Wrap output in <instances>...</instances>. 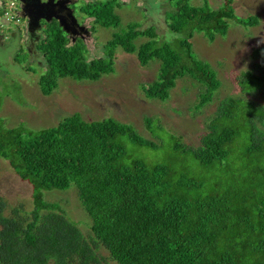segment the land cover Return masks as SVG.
<instances>
[{
    "label": "trees",
    "instance_id": "16d2710c",
    "mask_svg": "<svg viewBox=\"0 0 264 264\" xmlns=\"http://www.w3.org/2000/svg\"><path fill=\"white\" fill-rule=\"evenodd\" d=\"M233 1L213 10L208 3L196 8L190 0H172L168 27L187 38L175 47L160 45L155 28L130 24L105 44L104 56L91 61L83 38L70 45L58 23L48 24L37 44L47 64L40 90L50 96L68 78L98 82L114 72L122 50L135 54L141 67L160 62L156 80L143 88L147 99L169 101L177 81L189 76L204 89L196 107L201 110L221 81L194 56V33L214 41L227 34L228 20L245 28L259 24L256 15L237 17ZM118 4H89L85 15L117 29ZM140 37L150 40L138 46ZM262 62L254 66L259 76L245 72L238 78L244 93L264 96V57ZM146 124L153 139L113 118L87 122L76 114L40 131L8 128L0 118V157L30 183L34 203L31 212L20 206L5 215L7 202L0 197V264H264V106L223 100L197 148L164 131L160 119ZM135 148L163 152L175 164L148 163L132 156ZM219 170L223 184L200 179L205 171ZM72 187L90 219L88 234L59 204L45 201L46 192Z\"/></svg>",
    "mask_w": 264,
    "mask_h": 264
},
{
    "label": "rangeland",
    "instance_id": "374dc122",
    "mask_svg": "<svg viewBox=\"0 0 264 264\" xmlns=\"http://www.w3.org/2000/svg\"><path fill=\"white\" fill-rule=\"evenodd\" d=\"M106 0H73L72 10L75 18L84 26V40L89 61L105 55L104 46L116 32L126 31L130 24H138L141 29L155 28L157 43L172 44L187 38L185 33H175L168 27V12L173 11L172 0H116L118 7L115 15L120 19L117 29L105 28L94 24L95 17H86L90 5ZM208 3L213 10L225 5L226 0H190L192 7L202 8ZM234 14L239 18L256 15L259 24L245 28L228 20L229 30L225 36L215 35L214 41L195 32L190 40L194 56L208 63L216 71L221 87L213 100L197 110L202 86L193 78L186 76L177 81L171 91L169 101L149 100L143 88L151 85L157 78L160 62L152 61L141 67L135 54L117 51L114 72L104 76L98 82H77L63 79L50 96L40 90L39 79L47 70L37 44L45 39V27L28 33V21L22 19L21 31L0 30V118L5 127L17 128L23 125L28 130L40 131L58 126L70 116L80 114L87 122L113 118L115 121L132 125L145 139H153L146 119H160L162 129L175 133L180 142L187 146L199 147L201 135L214 117L220 103L230 97L243 98L264 106V96L260 93L243 92L238 78L242 73H254L259 76L255 65H263L264 57V0H234ZM80 24V23H79ZM38 34V36H34ZM68 38L71 37L67 35ZM73 45L77 36L71 37ZM148 37L137 39V45L146 43ZM25 53L22 54V50ZM26 49H29L28 55ZM262 62V63H261ZM260 69V68H259ZM257 71V72H256ZM250 82L246 84V87ZM166 133L162 132L165 137ZM130 145V144H129ZM134 157H140L151 164H175L163 152L135 148ZM201 180L214 179L223 184V175L219 171L202 173ZM32 186L15 173L8 161L0 157V197L7 202L5 215L11 210L23 206L27 212L34 209ZM73 187L66 192L49 191L45 193L47 203L59 204L66 210L84 234L90 233L86 223L90 219L84 212ZM194 195V192H192ZM101 253L106 252L101 249Z\"/></svg>",
    "mask_w": 264,
    "mask_h": 264
},
{
    "label": "water",
    "instance_id": "95a60500",
    "mask_svg": "<svg viewBox=\"0 0 264 264\" xmlns=\"http://www.w3.org/2000/svg\"><path fill=\"white\" fill-rule=\"evenodd\" d=\"M24 5L23 7V18L28 21V30L29 33H33L35 30L41 27V19L46 20L48 23L52 21L53 17H48L49 11L52 12V9L61 5L66 10H68V5L64 4L63 0H48L43 3L42 0H22ZM49 7V10L47 9ZM38 11L39 17L34 20V13ZM47 13V14H46ZM41 17V18H40ZM59 23L63 31L70 36L77 35V28L83 30L84 27L78 24V21L73 16L72 21H65L62 17H55Z\"/></svg>",
    "mask_w": 264,
    "mask_h": 264
},
{
    "label": "built area",
    "instance_id": "2783aa9c",
    "mask_svg": "<svg viewBox=\"0 0 264 264\" xmlns=\"http://www.w3.org/2000/svg\"><path fill=\"white\" fill-rule=\"evenodd\" d=\"M22 0H0V30H15L22 25Z\"/></svg>",
    "mask_w": 264,
    "mask_h": 264
},
{
    "label": "flooded vegetation",
    "instance_id": "af4514ba",
    "mask_svg": "<svg viewBox=\"0 0 264 264\" xmlns=\"http://www.w3.org/2000/svg\"><path fill=\"white\" fill-rule=\"evenodd\" d=\"M43 1V3H45V2H47L48 0H42ZM56 1H58V0H56ZM72 1L73 0H63V2H64V4H67L68 5V10H66L64 7H62L61 5H59V6H57V7H55V8H53L52 9V12H50L49 11V14H48V17H53L52 18V21L51 22H47L46 20H42L41 19V25L43 26V27H45L46 28V26L48 25V24H52V23H58L59 24V26H60V23H59V21L55 18V17H62L65 21H72V17L74 16L75 17V10H72V5H73V3H72ZM48 10H49V7L47 8ZM39 12L38 11H36L35 13H34V20H36L38 17H39ZM47 14V13H46ZM36 18V19H35ZM41 18V17H40ZM85 19H82L81 20V22H79L78 24L80 25V26H83V21H84ZM61 27V26H60ZM84 27V26H83ZM77 31H78V33H77V35H75V36H77V38H76V41H78V39L80 38H83L84 39V37H83V34H84V32H85V30L83 29V30H81V29H79V28H77ZM44 33H45V29H44ZM35 37L36 36H38V34H36V35H34ZM71 37H73V36H71ZM71 37H69V40H71V41H73L72 40V38ZM84 42H85V40H83Z\"/></svg>",
    "mask_w": 264,
    "mask_h": 264
},
{
    "label": "clouds",
    "instance_id": "9594fccd",
    "mask_svg": "<svg viewBox=\"0 0 264 264\" xmlns=\"http://www.w3.org/2000/svg\"><path fill=\"white\" fill-rule=\"evenodd\" d=\"M23 6H24V5H23ZM23 14H24V13H23ZM23 14H22V19H24V18H23ZM25 20H26V19H25ZM23 26H24V25L16 26V27H15V30H8V33L12 32V31H21ZM28 33H29V31H28Z\"/></svg>",
    "mask_w": 264,
    "mask_h": 264
},
{
    "label": "crops",
    "instance_id": "0c3cea01",
    "mask_svg": "<svg viewBox=\"0 0 264 264\" xmlns=\"http://www.w3.org/2000/svg\"><path fill=\"white\" fill-rule=\"evenodd\" d=\"M28 27H29V26H28ZM28 29H29V28H27V32L29 31Z\"/></svg>",
    "mask_w": 264,
    "mask_h": 264
}]
</instances>
